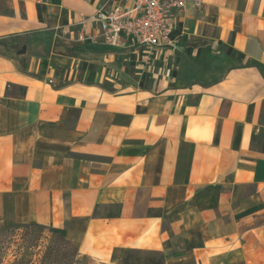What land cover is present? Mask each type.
<instances>
[{
  "label": "crops",
  "instance_id": "obj_1",
  "mask_svg": "<svg viewBox=\"0 0 264 264\" xmlns=\"http://www.w3.org/2000/svg\"><path fill=\"white\" fill-rule=\"evenodd\" d=\"M106 1L0 0V228L77 264H264V0H189L153 52L81 26Z\"/></svg>",
  "mask_w": 264,
  "mask_h": 264
},
{
  "label": "built area",
  "instance_id": "obj_2",
  "mask_svg": "<svg viewBox=\"0 0 264 264\" xmlns=\"http://www.w3.org/2000/svg\"><path fill=\"white\" fill-rule=\"evenodd\" d=\"M188 3L189 0H107L94 16L81 24L84 28L95 23L101 30L102 41L111 47H121L128 38L132 46H144L152 52L175 50V14ZM80 38L93 39L86 33Z\"/></svg>",
  "mask_w": 264,
  "mask_h": 264
},
{
  "label": "rangeland",
  "instance_id": "obj_3",
  "mask_svg": "<svg viewBox=\"0 0 264 264\" xmlns=\"http://www.w3.org/2000/svg\"><path fill=\"white\" fill-rule=\"evenodd\" d=\"M35 263L77 264V248L44 227L0 228V264Z\"/></svg>",
  "mask_w": 264,
  "mask_h": 264
}]
</instances>
